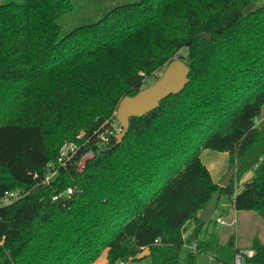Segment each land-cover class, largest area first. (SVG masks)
Returning <instances> with one entry per match:
<instances>
[{
    "label": "trees",
    "instance_id": "trees-1",
    "mask_svg": "<svg viewBox=\"0 0 264 264\" xmlns=\"http://www.w3.org/2000/svg\"><path fill=\"white\" fill-rule=\"evenodd\" d=\"M73 11V0H0V199L20 193L0 205V264H93L105 251L120 264L146 248L152 264H180L190 222L186 263L214 257L199 216L215 193L237 211H264V0H141L62 37ZM175 58L190 69L185 89L131 118L121 142L109 135L120 102ZM65 143L79 152L61 166ZM204 150L236 165L227 188ZM251 250L245 264H264V244Z\"/></svg>",
    "mask_w": 264,
    "mask_h": 264
},
{
    "label": "crops",
    "instance_id": "crops-1",
    "mask_svg": "<svg viewBox=\"0 0 264 264\" xmlns=\"http://www.w3.org/2000/svg\"><path fill=\"white\" fill-rule=\"evenodd\" d=\"M256 127L258 129H264V113L262 116L256 121ZM201 160L202 163L206 166L208 171L210 172V175L212 177V180L214 183L219 184V182L222 180V178L227 174L229 169L231 168L230 166V157L228 153H220L212 150H204L201 154ZM253 177V172L247 173L242 182L244 183L246 181H249ZM222 198L219 201V210L217 209L215 214L218 213V219H222L225 221V224H218L217 220L214 224L215 230L217 232L209 229L208 232L204 231L199 234V237L201 236V239H206V240H213L219 248L216 250L214 257L209 256V255H202V258L204 262H207L208 264H213L215 262H219L218 257H217V251L220 250L221 247V242L224 240L228 239V235H224L221 237L219 235V231L221 230V227H226V228H234L235 229V235L236 238L232 240L233 244V251H232V257H231V262L233 264L236 250H242V249H251L253 241L258 239L262 244H264V219L261 218L260 213L254 212V211H237L234 209V207L231 205V202L227 200L226 198L223 200L221 203ZM250 224L256 225V228L258 230L257 232L250 233ZM187 230L184 235V237H189L192 236L193 232L197 229V225L194 222L188 223L186 226ZM246 232L249 233L248 240H244L241 235L246 236ZM191 239V238H190ZM223 241H221V240ZM196 246L195 242L192 241L191 243H187L185 246L186 250L189 249H194ZM108 252L99 259L93 263V264H108ZM128 264V263H127ZM226 264V263H223Z\"/></svg>",
    "mask_w": 264,
    "mask_h": 264
},
{
    "label": "water",
    "instance_id": "water-1",
    "mask_svg": "<svg viewBox=\"0 0 264 264\" xmlns=\"http://www.w3.org/2000/svg\"><path fill=\"white\" fill-rule=\"evenodd\" d=\"M189 75V67L180 59L175 58L168 64L163 76L156 81L154 85L141 90L134 97H125L120 102L116 114V121L122 129V132L117 135L118 141L121 142L128 132L131 118L143 117L157 109L163 100L172 95L180 94L190 82ZM235 173L236 165H233L218 185L227 188L233 180ZM219 199L220 193H215L211 201L204 207L199 216V219L202 222L199 225V228H202L203 224H209L211 222L217 210ZM260 216L264 219V211L260 213ZM197 235L198 231L195 230L191 236V241H195ZM149 256L150 249L146 248L139 253L137 259L142 260Z\"/></svg>",
    "mask_w": 264,
    "mask_h": 264
},
{
    "label": "rangeland",
    "instance_id": "rangeland-1",
    "mask_svg": "<svg viewBox=\"0 0 264 264\" xmlns=\"http://www.w3.org/2000/svg\"><path fill=\"white\" fill-rule=\"evenodd\" d=\"M5 2H17V3H23L24 0H4ZM141 0H73L74 4V11L71 14H68L64 17H62L59 21L60 25L62 26V34L61 36H65L75 28H78L80 26L92 24L95 22H98L100 19H102L107 13H109L112 9L122 6V5H127V4H132L139 2ZM188 54V50L184 48L179 55L186 57ZM166 67L162 69L160 72H158L155 76L150 77L146 80L144 89L154 85L156 81H158L162 76L165 71ZM118 123L116 122L115 127H117ZM17 192V191H16ZM225 197L222 198L221 203ZM228 200V199H227ZM219 210V208H218ZM219 213V212H218ZM218 213H216L210 224H211V230L212 232L215 230L214 224L218 218ZM250 233H253L254 231L258 233V230L256 228V225L250 224ZM221 230L218 232L221 237L224 235H228L227 240H221V247L220 250L217 251V257L219 262H215L213 264H232L231 262V253L233 251V246L231 245L232 240L236 238L235 235V229L234 228H226V227H221ZM246 236L241 235L244 240H248V237L250 236L248 232H246ZM225 237V236H224ZM201 239V236L199 237ZM132 249H134L133 244H129ZM186 250L185 248L183 249L181 253V259H180V264H187L186 259H187V252L190 251ZM102 253V255H104ZM101 255V256H102ZM100 256V257H101ZM108 259V256H107ZM128 264H152V260L150 257H146L142 260H139L137 262H128ZM198 264H208L207 262H204L202 256L199 257ZM234 264V262H233Z\"/></svg>",
    "mask_w": 264,
    "mask_h": 264
},
{
    "label": "built area",
    "instance_id": "built-area-1",
    "mask_svg": "<svg viewBox=\"0 0 264 264\" xmlns=\"http://www.w3.org/2000/svg\"><path fill=\"white\" fill-rule=\"evenodd\" d=\"M117 122V121H116ZM115 122V124H116ZM118 123V122H117ZM113 127V129L108 133L109 135H113L114 133L120 134L122 132V129L119 125ZM81 137V136H80ZM104 143H108L109 141V136L104 135L102 138ZM79 152V146L76 143H65L61 148H60V153L58 157V165L65 166L68 162H71L75 159L76 155ZM95 153L93 151H88L82 154L79 158V160L76 162V166L79 172H82L86 164L93 160L95 158ZM49 171L47 172L46 175V182H49L50 179H52L55 174V167L52 166L51 164L48 165ZM241 189V188H240ZM237 192H239V190ZM73 194V189L68 188L67 192L65 193L66 196L70 197ZM20 196V193L17 191H11V192H5L4 196L2 199H0V205H8L11 204L12 202L16 201ZM59 199L58 196L54 197V201H57ZM218 224H225V221L222 219L217 220ZM196 247V246H195ZM194 249L192 250H195ZM254 257V251L251 249H242L238 253L235 254L234 258V264H245L247 259H252ZM120 264H127V263H120Z\"/></svg>",
    "mask_w": 264,
    "mask_h": 264
}]
</instances>
